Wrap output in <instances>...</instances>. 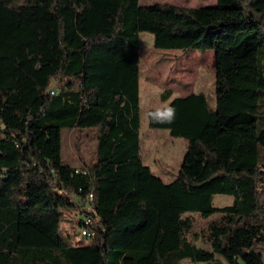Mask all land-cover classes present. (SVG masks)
<instances>
[{"label":"trees","instance_id":"1","mask_svg":"<svg viewBox=\"0 0 264 264\" xmlns=\"http://www.w3.org/2000/svg\"><path fill=\"white\" fill-rule=\"evenodd\" d=\"M143 32L157 49L215 51V108L203 92L173 98L167 90L168 104L149 111L151 128L196 141L188 164L204 154L203 180L167 182L143 161ZM65 128L98 130L95 164L63 163ZM210 153L213 173L205 171ZM217 194L234 196L233 204L215 206ZM67 209L93 219L94 240L64 234ZM195 212L219 216L202 235L211 250L187 237L193 220L185 215ZM183 259L264 264V0L199 8L0 0V264Z\"/></svg>","mask_w":264,"mask_h":264},{"label":"rangeland","instance_id":"2","mask_svg":"<svg viewBox=\"0 0 264 264\" xmlns=\"http://www.w3.org/2000/svg\"><path fill=\"white\" fill-rule=\"evenodd\" d=\"M141 5L173 4L178 7L199 8L214 6L217 0H140ZM140 59H141V155L144 163L152 170L170 182L181 175L192 181L186 174L187 169L197 174L201 169L204 154L196 155L197 166L188 164V154L193 152L196 141H189L182 137H174L167 129L151 128L149 124V111L161 110L169 101L161 100V95L167 91L174 92L173 98L184 97L192 93L203 92L207 95L211 108L216 107V78L215 64L216 54L214 50L202 53L198 50H163L154 47V36L149 32L140 35ZM261 60L263 59L262 53ZM58 84V83H57ZM215 139L216 132L210 131ZM63 163L81 170L86 165H93L98 160V130L96 129H69L62 130ZM208 166L205 171L213 173L216 168L215 153H210ZM207 159V158H206ZM204 165V164H203ZM198 175V174H197ZM234 196L217 194L213 203L217 207H225L233 204ZM193 220L192 231L187 235L188 239L198 247L211 250L209 243L203 240L204 233L212 220L218 219V215L209 219L203 218L199 213H188ZM84 217L79 209H67L64 211L63 232L73 234L76 241L91 242L80 233V220ZM197 235V237H196ZM180 264H207L204 262H192L183 259Z\"/></svg>","mask_w":264,"mask_h":264},{"label":"built area","instance_id":"3","mask_svg":"<svg viewBox=\"0 0 264 264\" xmlns=\"http://www.w3.org/2000/svg\"><path fill=\"white\" fill-rule=\"evenodd\" d=\"M52 94H58L57 89L51 91ZM87 201L89 203V209L93 210L94 194L89 193L87 195ZM80 233L83 237L88 238L89 240H94L96 237V227L93 219L90 216L83 217V223L80 226Z\"/></svg>","mask_w":264,"mask_h":264},{"label":"crops","instance_id":"4","mask_svg":"<svg viewBox=\"0 0 264 264\" xmlns=\"http://www.w3.org/2000/svg\"><path fill=\"white\" fill-rule=\"evenodd\" d=\"M188 157H190V155ZM191 176H193V177H190V176L189 177L194 182H197V181H200V180H203L204 179L203 175H200L199 177H197L198 175H191Z\"/></svg>","mask_w":264,"mask_h":264}]
</instances>
